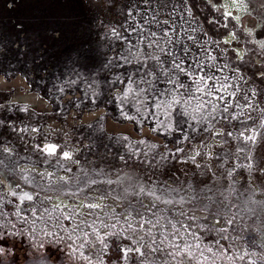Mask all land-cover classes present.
<instances>
[{
	"label": "snow or ice",
	"instance_id": "1",
	"mask_svg": "<svg viewBox=\"0 0 264 264\" xmlns=\"http://www.w3.org/2000/svg\"><path fill=\"white\" fill-rule=\"evenodd\" d=\"M102 2L120 20H98L95 67L73 63L55 98L84 84V100L115 102L139 138L84 145L96 159L82 165L78 145L0 115V128L40 138L33 161L0 134V258L23 239L43 264L46 245L73 264H264V243L243 236L257 221L264 236V25L239 23L247 0H205L213 13L203 20L196 0ZM121 148L116 179L93 178L111 175L105 164ZM132 164L142 176L124 171Z\"/></svg>",
	"mask_w": 264,
	"mask_h": 264
},
{
	"label": "rangeland",
	"instance_id": "2",
	"mask_svg": "<svg viewBox=\"0 0 264 264\" xmlns=\"http://www.w3.org/2000/svg\"><path fill=\"white\" fill-rule=\"evenodd\" d=\"M196 3L198 7L194 8L193 12L199 19L210 17V14L213 13L211 6H206L205 0H196ZM247 3V11H234V15L241 16L239 22L241 25L259 32V26L263 23L248 0ZM98 20L116 24L120 20V16L114 9L105 6L102 0H0V74L8 80L13 77L20 78L27 84L25 86L16 83L7 89H0V104L5 105L6 109L0 115H3L6 121L15 122L18 127L42 126L44 132L50 133L49 138L53 142L63 144L67 141L70 145H78L81 151L77 154L76 159L82 165L85 164L86 159L89 161L96 159L84 148V145L92 142L109 144L112 142L110 137L120 135H128L133 140L139 138L137 125L120 117L115 102L102 103L97 100L95 103H91L84 100L86 91L84 84L77 86L74 91H68L62 97V104H58L55 98L59 95L55 86L66 78L65 73L73 63H76L77 69L85 74L89 69L95 67L96 57L101 51L99 47L101 39L97 33L100 32L101 37L103 35ZM233 23L235 22L233 21ZM240 35V43L243 45V33ZM255 38L259 39L260 37L256 36ZM247 46L251 49L256 48L252 44ZM245 59L255 62L259 57L255 53H251ZM248 75H251V72ZM16 89L22 92H34L44 98L48 104L47 110H38L23 102H12L11 98ZM77 98L82 101L80 107L75 106ZM102 99L106 101L107 97H102ZM25 106L28 107L27 112L22 110ZM97 109L104 111L95 119H82L85 110L95 111ZM72 111H74L72 120L69 121L68 118ZM107 117H110L114 122L130 123L131 129L134 128L137 136L129 131L109 132L105 124ZM145 126L150 127L147 123ZM0 134L15 145L20 156H30L33 161L40 159L38 153L31 151V145L39 142V137L33 141L27 134L12 131L7 127L0 128ZM117 151L123 152V148L113 149L112 157L105 164L106 170H110L111 175L106 177L93 175V178L116 179L115 169L123 167L116 158ZM5 163L7 164L8 161L5 160ZM20 166L30 168L33 165L21 160ZM37 166L44 167L43 165ZM124 171L132 173L133 176H142V172L134 164L125 168ZM71 175L80 176L75 165H72ZM120 175L123 176L124 173L121 172ZM162 178L168 179L167 174ZM104 187L108 186L104 185ZM256 198L264 199L260 196ZM245 221L252 223L248 221L247 216L244 221H241V224ZM258 226L259 221L252 224V227L243 233L245 238L253 239L256 245L264 243V236L257 230ZM256 249L260 250L258 247Z\"/></svg>",
	"mask_w": 264,
	"mask_h": 264
},
{
	"label": "water",
	"instance_id": "3",
	"mask_svg": "<svg viewBox=\"0 0 264 264\" xmlns=\"http://www.w3.org/2000/svg\"><path fill=\"white\" fill-rule=\"evenodd\" d=\"M248 2L264 25V0H248ZM4 246L11 247L12 251L0 258V264H43L40 253L31 250L28 247L27 241L23 239H17L15 247H13L11 242L6 243ZM253 250L260 251L249 247V251ZM42 251L45 255L51 257L47 264H73L68 257L59 255L55 246L48 247L46 245ZM253 259H255V257H253ZM217 264H223V262L218 260ZM236 264H241V262L237 260ZM245 264H247V261Z\"/></svg>",
	"mask_w": 264,
	"mask_h": 264
},
{
	"label": "flooded vegetation",
	"instance_id": "4",
	"mask_svg": "<svg viewBox=\"0 0 264 264\" xmlns=\"http://www.w3.org/2000/svg\"><path fill=\"white\" fill-rule=\"evenodd\" d=\"M16 83L21 85H27L25 80H21L20 78H12L11 80H8L6 77H4L2 74H0V89H7L11 85H15ZM12 102H23L31 106L32 108L38 109V110H47L48 104L45 101L44 98L40 97L36 93H30L29 91L22 92L21 90H15L12 98ZM103 109H97L95 111H88L85 110L83 113V120H92L95 119L100 113H102ZM74 111L69 115V121L72 120V115ZM51 124H53L52 121H50ZM106 129L109 132H131L132 134L137 136V133H135L134 128L131 129L130 123H118L114 122L110 117H107L106 119ZM144 135L147 137L154 138V134L148 131V127H144Z\"/></svg>",
	"mask_w": 264,
	"mask_h": 264
}]
</instances>
